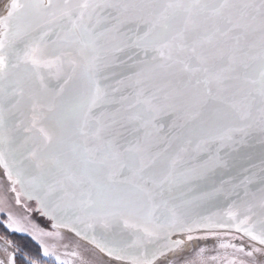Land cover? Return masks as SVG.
<instances>
[{"label":"snow or ice","instance_id":"1","mask_svg":"<svg viewBox=\"0 0 264 264\" xmlns=\"http://www.w3.org/2000/svg\"><path fill=\"white\" fill-rule=\"evenodd\" d=\"M0 168V264H264V0H10Z\"/></svg>","mask_w":264,"mask_h":264},{"label":"rangeland","instance_id":"2","mask_svg":"<svg viewBox=\"0 0 264 264\" xmlns=\"http://www.w3.org/2000/svg\"><path fill=\"white\" fill-rule=\"evenodd\" d=\"M9 0H0V15H3L5 12V6L7 4ZM3 180V172L0 169V181ZM33 220L38 223L41 227H44L45 230H52L51 229V225L50 222H48L47 220H45L44 218L39 217L38 213H33ZM17 234H21V233H17ZM24 235V234H21ZM66 237L68 240H73L74 237L72 236V234H68L66 233ZM199 244H206L208 246H213L215 244V242L213 241H208V242H198Z\"/></svg>","mask_w":264,"mask_h":264},{"label":"trees","instance_id":"3","mask_svg":"<svg viewBox=\"0 0 264 264\" xmlns=\"http://www.w3.org/2000/svg\"><path fill=\"white\" fill-rule=\"evenodd\" d=\"M0 236H7L9 239L23 247L25 251H34L37 247L35 242L32 241L30 237L8 232L3 227H0Z\"/></svg>","mask_w":264,"mask_h":264},{"label":"water","instance_id":"4","mask_svg":"<svg viewBox=\"0 0 264 264\" xmlns=\"http://www.w3.org/2000/svg\"><path fill=\"white\" fill-rule=\"evenodd\" d=\"M10 3V0L7 2V4H6V6H5V9H6V7H7V5ZM1 170H2V172H3V169L2 168H0ZM39 217H40V215H39ZM42 218V217H41ZM45 219V218H44ZM46 220V219H45Z\"/></svg>","mask_w":264,"mask_h":264},{"label":"flooded vegetation","instance_id":"5","mask_svg":"<svg viewBox=\"0 0 264 264\" xmlns=\"http://www.w3.org/2000/svg\"><path fill=\"white\" fill-rule=\"evenodd\" d=\"M39 215V214H38Z\"/></svg>","mask_w":264,"mask_h":264}]
</instances>
